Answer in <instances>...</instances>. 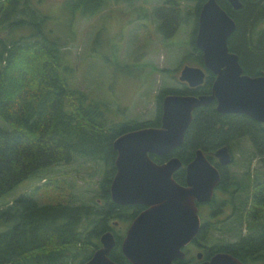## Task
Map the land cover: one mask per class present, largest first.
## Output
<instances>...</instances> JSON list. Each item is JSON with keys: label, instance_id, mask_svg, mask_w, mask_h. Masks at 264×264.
I'll return each mask as SVG.
<instances>
[{"label": "trees", "instance_id": "obj_1", "mask_svg": "<svg viewBox=\"0 0 264 264\" xmlns=\"http://www.w3.org/2000/svg\"><path fill=\"white\" fill-rule=\"evenodd\" d=\"M203 1L196 0L191 17L189 10L180 11V0H160L154 8L159 19L157 28L166 36L180 23L192 20L191 44L196 51L189 52L184 58L201 66L202 52L195 46L194 37ZM241 1V7L234 9L228 0H218L236 21V28L228 37V46L239 54L244 72L264 74V29L255 31V26L264 17V0ZM64 2L69 9L87 15L103 8L109 0ZM34 8L29 0H0V25L13 26L14 22L22 21L18 20L19 15L27 13L29 17L34 15L38 27L41 18ZM40 29L39 33L13 39L8 33L0 36V117L8 124H0V197L24 178L46 173L49 166L67 163L76 155H82L101 160L107 166L104 176L98 180L103 205L97 201L40 203L32 196L20 194L0 207V264H74L76 249L87 248L88 241L98 243V216L104 214L107 204L112 203L109 183L115 170L113 138L129 129L159 125L163 95L170 92L207 93L214 78V74L206 69L202 84L160 90L156 95V116L152 119L113 120L104 99L70 85L67 72L61 66L59 42L49 40ZM243 136L249 137L264 166V123L244 113L220 112L213 100L193 110L184 141L172 154L186 162L196 148H201L214 162L212 153L217 147L231 145ZM151 156L156 161L165 157ZM176 177L179 180L181 172ZM242 218L249 231L240 235L237 241L239 257L245 259V254L251 251V264H264V176L256 178L251 204ZM90 227L91 231L88 230Z\"/></svg>", "mask_w": 264, "mask_h": 264}, {"label": "rangeland", "instance_id": "obj_2", "mask_svg": "<svg viewBox=\"0 0 264 264\" xmlns=\"http://www.w3.org/2000/svg\"><path fill=\"white\" fill-rule=\"evenodd\" d=\"M64 1L29 0L34 10L39 11L41 21L36 20L38 27L34 15L29 17L25 13L17 17L22 21L14 22L13 26L3 27L1 24L0 36L8 33L13 39L39 33L40 27L49 40L59 42L61 66L67 72L70 85L104 99L113 120L152 119L156 116V95L160 90L181 89L187 85L179 80L178 75L183 64L198 65L196 61L184 58L189 52L196 51L191 44L192 20L180 23L166 36L157 28L159 19L154 13L160 0H109L103 8L87 15L69 9ZM195 3L196 0H180V11L189 10L191 17ZM262 28L264 20L257 23L256 31ZM0 124L8 125L1 117ZM229 146L234 158L229 168L237 178L246 168L264 171L249 137L243 136ZM106 167L101 160L76 155L67 163L49 166L46 173H36L16 183L0 197V207L11 203L20 194L32 196L40 203L59 200L94 203L101 197L98 180L104 176ZM235 200L239 205L244 200L245 210L251 202V192L235 196ZM244 213L241 210L237 217L238 226L233 231V239L249 231L242 218ZM240 217L242 221H239ZM223 232L214 229L209 236ZM78 257L80 255L74 264H77Z\"/></svg>", "mask_w": 264, "mask_h": 264}, {"label": "water", "instance_id": "obj_3", "mask_svg": "<svg viewBox=\"0 0 264 264\" xmlns=\"http://www.w3.org/2000/svg\"><path fill=\"white\" fill-rule=\"evenodd\" d=\"M239 8L241 0H228ZM195 46L202 52L203 66L185 63L178 78L189 87L202 84L206 69L214 74L207 93H166L161 98L159 125L126 130L112 140L116 151L115 172L109 184L112 201L144 203L129 225L121 249L131 264H172L171 257L197 232L199 218L196 201L212 198L219 171L201 148L185 164V184L174 178L182 161L172 155L157 162L150 154L172 152L184 141L193 110L215 100L220 112H238L264 123V75L243 71L236 52L229 49L228 37L236 28L235 20L218 3L204 0L197 17ZM213 154L219 162L231 160L228 145ZM102 245L83 264H116L108 257L115 240L111 232L100 235ZM203 264H243L226 253L216 254Z\"/></svg>", "mask_w": 264, "mask_h": 264}, {"label": "flooded vegetation", "instance_id": "obj_4", "mask_svg": "<svg viewBox=\"0 0 264 264\" xmlns=\"http://www.w3.org/2000/svg\"><path fill=\"white\" fill-rule=\"evenodd\" d=\"M232 8L239 9L233 6ZM262 20H264V17L262 18ZM256 26H255V31H256ZM228 147L231 152V160L227 163L219 162L218 158L212 153L213 159L214 157L216 159H214V162L212 161L211 162L215 164V166L217 167L220 174V178L214 186L213 195L210 200L196 201L197 214L199 218V226L197 232L188 242L182 244L179 247V249L172 255L171 257L172 264H203V262L210 261L216 254L219 253H226L232 257H235L240 261H242L243 264H251V262L253 261L252 259L253 255L251 254V251L250 252L248 251L245 254V259L239 257V253L241 254L237 246V241L239 237L237 239H233V231L236 230L238 226L237 217L240 216L239 214L241 210L243 213L246 211V209L250 206L251 202L244 210V205H245L244 200L241 201L239 205V202L235 200V196L240 197L241 194H244L245 192L248 191L251 192L252 195L253 187L255 184V182H253V179L264 176V171L260 172V171H255L254 169H252L251 171V169L246 168L241 173L240 178H237L230 171L229 168L234 158L229 145ZM195 150L188 161H190L193 158ZM172 153L173 151L163 154L165 155V157L161 161H164L170 156L174 155ZM152 154H150V156ZM258 157L261 160V156L258 155ZM152 159L154 158L152 157ZM161 161H157V162H161ZM188 161L186 162L182 161V165L174 172V178L181 184L186 183L185 164ZM262 167L264 168V166ZM178 172H181V177L179 180L176 177V174ZM226 195L227 197H225ZM102 201L103 199L101 197L97 198V203H99L101 206L103 205ZM110 201L112 203L106 205L107 209H104L105 211V212L103 211L104 214L99 215L98 216L99 220L97 219L98 224L100 226V231L97 236L98 243L92 244V242L88 241L87 248H83V250L76 249V257L80 255V257L77 258V264H83V262L87 261L92 256L94 251L102 245L100 241V235L107 231L113 234L115 240L113 246L108 252V257L114 262H116V264H131V262L128 260V258L125 256L124 252L121 249V242L132 220L135 218L136 215H138L142 210H144L147 207V205L144 203L121 204L112 201L111 197H110ZM238 210H240L239 214H237ZM113 211H117V213L113 214L112 213ZM214 229H219L220 231L222 232L224 231V232L223 234H220L218 236L210 237L209 233H211V230ZM88 230L91 231L92 227H90Z\"/></svg>", "mask_w": 264, "mask_h": 264}]
</instances>
